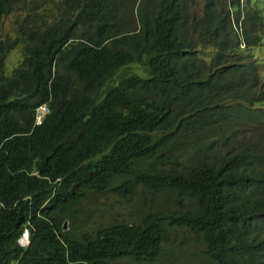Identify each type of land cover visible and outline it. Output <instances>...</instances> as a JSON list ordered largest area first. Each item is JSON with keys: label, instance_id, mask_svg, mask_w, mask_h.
Returning a JSON list of instances; mask_svg holds the SVG:
<instances>
[{"label": "trees", "instance_id": "trees-1", "mask_svg": "<svg viewBox=\"0 0 264 264\" xmlns=\"http://www.w3.org/2000/svg\"><path fill=\"white\" fill-rule=\"evenodd\" d=\"M202 1L0 0V264H164L179 231L196 264H264L261 0Z\"/></svg>", "mask_w": 264, "mask_h": 264}, {"label": "rangeland", "instance_id": "rangeland-1", "mask_svg": "<svg viewBox=\"0 0 264 264\" xmlns=\"http://www.w3.org/2000/svg\"><path fill=\"white\" fill-rule=\"evenodd\" d=\"M202 5L203 1L197 0L193 6V11H195L197 14H200L202 11ZM260 5L264 15V0H261ZM18 16L20 15L17 13H12L3 17L2 33H12L14 29V20ZM253 54L257 61L262 64L259 73L261 76H264V37L262 44L260 46L254 47ZM15 56L17 58H15ZM19 58V48L14 49L7 54L4 66V69L7 73L11 72L13 67L18 64ZM140 189L141 188H137V191L140 192ZM141 197L142 196L138 195L137 192H134L129 196L128 202L112 194L101 196L93 195L90 200H87L82 204V212L80 215H78L77 220L72 218L62 219L64 230H67L70 233H76L84 223L98 226L102 225L104 221L108 222L113 221L114 219L119 220L134 218L138 214L137 210L144 208L146 204L145 200ZM183 243L186 244L185 250L187 252H184L182 256H180L179 262L182 264H196V257L194 254L198 249L195 238L183 231H179L175 235L173 242L168 246V255L165 256L164 264H174Z\"/></svg>", "mask_w": 264, "mask_h": 264}, {"label": "built area", "instance_id": "built-area-1", "mask_svg": "<svg viewBox=\"0 0 264 264\" xmlns=\"http://www.w3.org/2000/svg\"><path fill=\"white\" fill-rule=\"evenodd\" d=\"M41 111H47V108H46V107H41L40 110H39V112H41ZM41 114H42V113H39V114H38V121H39V119H40ZM27 240H28V232H27V230H25V231L22 233L21 242H22V243H25V242H27Z\"/></svg>", "mask_w": 264, "mask_h": 264}, {"label": "clouds", "instance_id": "clouds-1", "mask_svg": "<svg viewBox=\"0 0 264 264\" xmlns=\"http://www.w3.org/2000/svg\"><path fill=\"white\" fill-rule=\"evenodd\" d=\"M41 107H46V106L43 105V106H41ZM41 107H39V108L37 109V112H36L37 122L40 121V119H41V117L43 116V114H45V113L48 112V108H47V107H46V108H47V111H41V112H39V110H40ZM39 113H42V114H41L40 119H39V121H38V114H39ZM25 230H27V229H25ZM25 230H24V231H25ZM24 231H23V232H24ZM23 232H22V233H23ZM27 232H28V230H27ZM21 237H22V235H21L20 238H19V242H20V244L24 245V244L28 243V240H27V242L22 243V242H21Z\"/></svg>", "mask_w": 264, "mask_h": 264}]
</instances>
